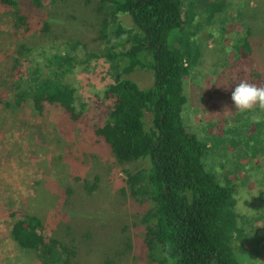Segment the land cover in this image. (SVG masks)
Masks as SVG:
<instances>
[{
    "label": "rangeland",
    "instance_id": "rangeland-1",
    "mask_svg": "<svg viewBox=\"0 0 264 264\" xmlns=\"http://www.w3.org/2000/svg\"><path fill=\"white\" fill-rule=\"evenodd\" d=\"M19 1V7L0 5V264H42L11 236L25 214L41 218L46 237L73 247L76 264H151L144 216L154 203L136 198L128 183L149 164L118 161L93 135L112 105L105 92L120 73L102 55L98 17L106 9L98 13L100 0H47L41 8ZM25 8L30 33L16 25ZM183 15L185 30L171 37L173 44L181 37L193 53L183 122L203 145L205 167L217 182L233 197L248 190L251 200L239 208L236 200L228 214L237 220L230 241L241 264H264V111L236 113L231 99L241 80L264 85V0H184ZM44 17L49 30L40 37ZM119 21L133 23L128 14ZM66 51L78 61L65 77L77 89V121L61 107L17 100L11 80L15 66H44ZM120 76L142 89L154 85L149 70ZM226 107L233 114L225 115Z\"/></svg>",
    "mask_w": 264,
    "mask_h": 264
},
{
    "label": "trees",
    "instance_id": "trees-1",
    "mask_svg": "<svg viewBox=\"0 0 264 264\" xmlns=\"http://www.w3.org/2000/svg\"><path fill=\"white\" fill-rule=\"evenodd\" d=\"M31 1L29 8H41L47 0ZM100 2L98 13L106 9L105 15L98 17L107 47L102 55L115 62L120 73L105 92L112 105L93 135L96 142L108 145L118 161L149 164L143 173L130 175L128 183L136 198L154 203L144 216L151 264H241L230 241V234L237 230L235 216L231 222L228 218L236 206L233 191L220 185L206 169L205 149L182 118L187 103L184 79L191 73L193 53L188 44L180 43L181 37H175L174 44L171 37L187 25L184 0ZM20 4L19 0H0L3 6ZM17 12V28L25 26L26 33L34 30L26 8ZM121 14L130 15L132 26H123ZM42 22L40 37L49 30L46 17ZM77 62V57L66 51L48 59L44 66H15L11 80L16 99L61 107L77 121L81 116L76 106L77 89L65 80ZM137 68L153 72V86L142 89L120 76ZM11 236L20 249L35 252L42 264H76L75 249L46 237L44 224L36 215L25 214L17 220ZM106 264L118 263L111 260Z\"/></svg>",
    "mask_w": 264,
    "mask_h": 264
},
{
    "label": "clouds",
    "instance_id": "clouds-1",
    "mask_svg": "<svg viewBox=\"0 0 264 264\" xmlns=\"http://www.w3.org/2000/svg\"><path fill=\"white\" fill-rule=\"evenodd\" d=\"M231 99L237 109L236 113L250 112L257 107L261 111H264V85H257L247 80H241L232 91ZM224 114L228 115L233 113L226 107ZM253 118L259 119L255 116ZM247 191V189H241L234 194V199L237 200V208L241 205L245 207V201L251 200L247 195Z\"/></svg>",
    "mask_w": 264,
    "mask_h": 264
}]
</instances>
